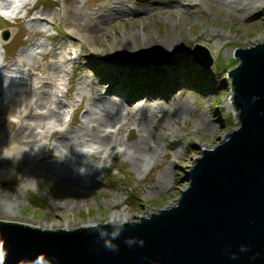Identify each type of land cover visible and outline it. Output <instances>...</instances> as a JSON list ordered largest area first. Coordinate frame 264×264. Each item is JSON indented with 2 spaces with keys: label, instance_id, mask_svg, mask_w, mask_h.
Wrapping results in <instances>:
<instances>
[{
  "label": "rangeland",
  "instance_id": "374dc122",
  "mask_svg": "<svg viewBox=\"0 0 264 264\" xmlns=\"http://www.w3.org/2000/svg\"><path fill=\"white\" fill-rule=\"evenodd\" d=\"M18 6V0H0V31L7 27L11 31L6 41H0V150L2 146L6 148L2 142L24 118V107L32 105L42 88V69L47 62L57 61L59 77L56 83L55 79L48 80L46 89L52 103L46 108L52 109L57 103L53 83L63 82L61 68L73 65V74L63 108L58 109V121L43 118L35 128L33 150L39 159L34 167L29 170L25 161L5 150L0 154V219L52 229L103 221L119 224L124 221V214L127 221H135L173 204L187 183L183 175L202 148L212 147L238 125L236 109L229 103L233 88L227 73L238 64L233 55L236 46L264 41V0L232 2L229 6L217 0H31L24 7ZM115 6L122 7L124 13L93 35L86 33L85 27L97 15ZM12 10L18 12L16 18L3 16ZM143 26L157 40L167 42L168 48L160 42L140 53L116 56L113 46L118 41L126 42ZM194 43L208 48L214 60L210 68H201L191 61L189 50ZM71 49L80 51L77 59H68ZM113 58L126 60V65L134 67L131 80L138 70L135 66L156 69L164 79L161 82H165L161 90L167 93L171 90L167 82L169 67L176 65L185 74L174 99L151 92L148 86L154 88L155 82L136 94L139 100L152 98L158 105L148 120L146 135L147 144L156 148L157 155L140 169L133 167L125 152H120L124 142L139 140L134 124L136 109L126 102L138 84H129L123 95L109 90L112 80L104 79L103 73ZM88 85L95 91H88ZM20 87L23 94L19 101L25 103L12 105V111L5 110L4 104L11 105L12 92ZM103 98L130 107L125 124L101 128L113 130L122 144L118 145V152L104 159L95 158L94 165L82 167V176L92 173L86 177L88 186L64 191L54 176L42 170V166L58 159L54 142L60 134L52 136L50 132L61 128L65 112L72 113V120L69 129H64V136L77 129L92 132V127L84 122V114ZM44 111L37 108L33 113ZM35 198L42 201L41 206ZM114 214L119 216L112 218Z\"/></svg>",
  "mask_w": 264,
  "mask_h": 264
},
{
  "label": "water",
  "instance_id": "95a60500",
  "mask_svg": "<svg viewBox=\"0 0 264 264\" xmlns=\"http://www.w3.org/2000/svg\"><path fill=\"white\" fill-rule=\"evenodd\" d=\"M190 52L210 68L206 46ZM233 55L238 125L202 148L173 204L119 224L52 229L0 219V264H264V41Z\"/></svg>",
  "mask_w": 264,
  "mask_h": 264
},
{
  "label": "bare ground",
  "instance_id": "6f19581e",
  "mask_svg": "<svg viewBox=\"0 0 264 264\" xmlns=\"http://www.w3.org/2000/svg\"><path fill=\"white\" fill-rule=\"evenodd\" d=\"M217 1L229 6L232 2L242 4V2H249L251 0ZM22 2L19 1V3ZM14 13V11H11V13L5 14V17L11 20L15 18ZM123 13L124 10L120 6L110 7L105 12L97 15L90 26L85 27L86 33L93 35L98 30L103 29L106 23ZM149 31V29L143 26L142 31L138 30L134 35L127 38L126 42L124 40L118 41L113 46L114 52L117 53L116 56L120 57L119 55L124 53H140L152 44H160V42L167 47V42L164 43L157 40L155 36L148 33ZM127 62L126 60L118 61L113 58L110 65L106 67L103 77L104 79L109 77L112 80L109 90L117 92L120 95H123V92L127 90L125 88H127L129 84L134 82L138 84V86L134 85L136 92H132L133 96L128 95V100H126V102L129 103L128 105L132 106V108L136 109L135 112L137 117L134 119V124L139 132V140L136 143L130 144L124 142V149H122L121 152H125L130 157L134 168L140 169L146 162L152 160L157 155L156 148L151 146L150 143L147 144L146 135L149 130L148 120L154 116L158 105L152 98L139 100L141 98H139V94L138 96L136 94L140 90L146 89L149 83L155 82L154 88L148 86L151 92L157 91L161 96H165V99H174L175 91L184 81L185 74L184 71L179 69L176 65L169 67L167 82L171 90L167 93L161 90L165 82H161V80L164 79L157 74L156 69L135 66L138 70L135 72L134 80H131L134 67L126 65ZM56 63L57 61H50L47 62L46 67L44 66L42 72L45 76L43 78L42 88L36 94L32 105L26 106L22 110L23 112L25 111V116L19 121L15 132L7 137L5 142H2L6 148L4 149V146H2L3 149L1 148L0 154H2L3 150L7 151L12 154L14 158L25 161L29 170L34 167L35 162L39 159V156L37 153H34L35 150H33V146H35L36 126L42 123L43 118L51 119L52 122L58 121V109L63 108V104L60 103H55L52 109L46 108L47 105L50 107V103H52L50 93L47 91L46 87L49 84L48 80L57 79L58 69L55 65ZM22 88L23 87H20L18 90L12 92L10 99L11 105H8L6 102V104H4L5 110L12 111V105H17L18 102H21L18 105L25 103L21 100L19 101L20 95L23 94ZM87 90L90 92L95 91L92 85H88ZM229 103L230 106L233 107L231 100ZM37 108H44V113H33ZM129 109L130 107L126 105L123 106L112 99L103 98L94 102L92 108L84 114L85 124H89L93 131L87 133L82 129H77L72 131L68 136H64V134L60 133V137L56 138L54 142V148L58 159L51 165L46 164L42 166V170L54 176L56 182L64 191L88 186L86 181L87 173L84 171L85 176L81 175L82 167L94 165L92 163L93 159L98 158L100 160L102 154L111 155L118 152L117 150L120 148L118 145L121 146L122 144L120 138L113 130L106 131V129L101 128L109 127L111 124H113L112 127L115 125L116 128H119L121 124H125ZM206 122L209 121L206 119ZM99 128L101 129L100 131ZM82 145H87L89 147L84 149ZM85 152H87V154H85ZM164 177L165 174L162 175V178ZM26 179L27 178H25V180ZM117 216H119V214H114L111 217L115 218ZM124 220H126V214H124Z\"/></svg>",
  "mask_w": 264,
  "mask_h": 264
},
{
  "label": "trees",
  "instance_id": "16d2710c",
  "mask_svg": "<svg viewBox=\"0 0 264 264\" xmlns=\"http://www.w3.org/2000/svg\"><path fill=\"white\" fill-rule=\"evenodd\" d=\"M232 88H233V86H232ZM237 114H238V112H237ZM36 200H37L36 203H38V205H41L42 204V202L40 200H38L37 198H36Z\"/></svg>",
  "mask_w": 264,
  "mask_h": 264
},
{
  "label": "clouds",
  "instance_id": "9594fccd",
  "mask_svg": "<svg viewBox=\"0 0 264 264\" xmlns=\"http://www.w3.org/2000/svg\"><path fill=\"white\" fill-rule=\"evenodd\" d=\"M114 235H115V233H114ZM107 246L112 247V245H107Z\"/></svg>",
  "mask_w": 264,
  "mask_h": 264
}]
</instances>
